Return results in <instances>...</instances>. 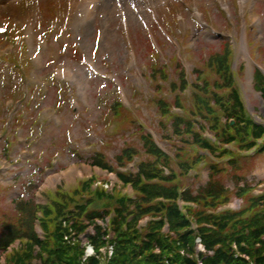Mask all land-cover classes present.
<instances>
[{"label": "rangeland", "instance_id": "1", "mask_svg": "<svg viewBox=\"0 0 264 264\" xmlns=\"http://www.w3.org/2000/svg\"><path fill=\"white\" fill-rule=\"evenodd\" d=\"M89 5L94 13L84 20L83 11ZM0 17L11 23L10 33L19 44L15 54L3 58L0 53V131L11 113L7 99L22 96V74L26 73L30 85L22 97L26 102L21 114L14 117V121L21 117L16 126L23 128L24 137L19 140L26 137V142L15 144L16 135H10L14 139L7 155L11 166L4 160V141L0 143V234L6 225L22 224L13 199L20 194L26 198L34 190L30 180H38L37 199L44 203L42 195L47 189L62 187L64 192L56 195L60 198L91 175L105 180V172L87 165L93 155L101 154L107 166L119 163L122 150L138 152L135 162L153 161L144 153L141 128L156 133L159 146L172 156L171 167L179 170L180 154L185 158L191 150L185 154L179 150L188 146L181 135H173V116L164 113L160 104L176 106L179 102L183 109L200 111V104L188 94L205 79L217 80L206 62L223 49L221 37L232 43L238 64L243 62L236 79L248 111L257 121L264 117V104L252 90L251 78L255 66L264 67V0H0ZM18 21L27 23L16 29L12 22ZM151 31L157 38L152 44L164 56L159 63L146 36ZM4 44L0 40V52ZM85 58L99 74L89 70ZM152 63L157 65L150 66ZM163 66L164 81L159 71ZM62 69L67 83L61 86L50 75ZM200 73L205 74L201 81ZM103 74L114 78L128 95V108H121L117 115L110 107L116 87ZM182 74L188 81L186 91L181 86ZM43 78L48 90L41 87ZM172 111L181 113L177 107ZM194 116L200 122L196 130L200 132L204 126L209 132L203 115ZM52 159L53 167L43 171ZM179 182L194 193L208 185L228 189L227 204L218 210L242 209L249 204L250 195L264 191V153L207 157L180 175ZM242 187L248 191L241 197L237 191ZM118 190L131 192L128 187ZM107 204L113 208L111 201Z\"/></svg>", "mask_w": 264, "mask_h": 264}, {"label": "trees", "instance_id": "2", "mask_svg": "<svg viewBox=\"0 0 264 264\" xmlns=\"http://www.w3.org/2000/svg\"><path fill=\"white\" fill-rule=\"evenodd\" d=\"M232 61V48L224 42L223 49L211 55L207 63V68L217 75L219 81L214 82L213 89L206 81L193 95V102H199L205 107L206 114L211 116L208 119H211L209 122L215 129L218 142L230 144L234 141L241 150L251 149L256 146L257 139L264 137V124L257 123L247 112L236 83V72L231 68ZM253 78V88L264 101V76L256 70ZM215 89H227L229 92L219 94ZM209 100L214 104L211 105ZM221 116L228 120L217 124V118ZM229 119H233V124L229 123ZM182 124L185 131H180ZM175 130L176 134L191 133L193 142L210 152L226 151L219 150L214 142L202 139L192 129L187 117L176 122ZM258 150L264 151V140ZM161 158L166 165L168 156L161 153ZM94 163L100 164V161L95 159ZM119 179L122 184H131L135 195L133 199L126 195L117 196L118 192L113 195L103 191L98 193L114 202L110 221V229L114 232L111 241L114 254L111 258L104 260L100 253V256L89 257L81 263L83 253L80 245L63 239L68 232L63 221L78 234L84 231L87 223H93L95 233L89 236V240L97 250L105 243L102 237L106 231L95 221L104 219L109 210L100 211L94 197L88 199L91 203L88 211L77 204L73 207L75 210H70L69 203L74 202L75 197L63 194L58 199H50L49 196L51 202L45 206L37 205L33 199L25 202L18 197L14 199L16 209L22 214V224L5 226L4 235L0 238V264H264V193L258 197L249 196V204L239 211L207 213V209L225 203L226 198L221 196L227 192L208 185L198 198L190 193L181 194L184 201H193L200 207L197 210L187 207V214L184 215L175 203L178 188L173 183L174 173L164 176L162 171L145 162L138 167L137 173L119 175ZM87 184L83 182L81 185L84 194H89ZM240 190L239 196L247 191ZM73 194L77 195V191ZM37 210L43 212L44 241L38 240L32 232ZM148 216L150 219L142 231L136 229L138 220ZM189 216L194 219L196 230L191 229ZM164 220L169 227L166 233L162 232ZM198 237L205 252L196 248ZM15 238H24L25 243L20 249L6 252ZM2 255L5 258L3 263Z\"/></svg>", "mask_w": 264, "mask_h": 264}]
</instances>
